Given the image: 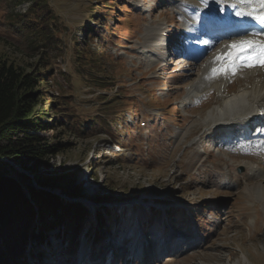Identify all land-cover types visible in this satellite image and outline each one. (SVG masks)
<instances>
[{
    "label": "rangeland",
    "instance_id": "374dc122",
    "mask_svg": "<svg viewBox=\"0 0 264 264\" xmlns=\"http://www.w3.org/2000/svg\"><path fill=\"white\" fill-rule=\"evenodd\" d=\"M182 1L47 0L32 12L33 0H0V65L14 62L34 72L42 56L52 70L49 83L35 88L45 95L38 108L50 120L54 113L46 102L57 101V115L69 113L76 124L85 116L90 121L82 123L84 132L53 124L41 133L65 142L48 164L5 160L16 175L25 173L24 163L44 173L76 171V184L86 195L79 198L86 206L80 230L71 233L67 222L46 230L42 241H30L23 264H57L52 259L58 257L65 264L79 247L81 257L138 207L148 209L138 211L145 222L167 217V210H194L204 232L197 248L148 264H264L262 154L224 149L211 144L213 137L198 141L201 120L221 102L219 91L185 102L200 68L182 59L171 65V57L159 59L155 49L145 47L155 26L173 31L183 26L175 15ZM168 32L164 37L174 35ZM243 84H230L225 93ZM95 195L115 200L106 205L87 198ZM32 246L36 250L29 254Z\"/></svg>",
    "mask_w": 264,
    "mask_h": 264
},
{
    "label": "trees",
    "instance_id": "16d2710c",
    "mask_svg": "<svg viewBox=\"0 0 264 264\" xmlns=\"http://www.w3.org/2000/svg\"><path fill=\"white\" fill-rule=\"evenodd\" d=\"M46 1L33 0L32 12H38V5ZM40 58L34 72H26L14 62L0 65V264H23L30 241L37 238L42 241L43 232L57 225L67 222L71 233L78 232L80 216L86 211L83 203L68 201L46 189L59 187L62 193L71 197L82 194L83 188L76 184V171L35 172L36 182L42 186L37 187L26 173H10L13 167L8 168L9 164L2 159L48 164V158L62 150L65 142L50 141L41 134L44 130L59 124L84 132L82 123H90L84 122L88 119L85 115L86 119L80 124L68 118L69 113L57 115L61 106L57 101L46 102L50 113H54L53 118L47 120L45 109L38 108L45 95H38L35 88L49 83L52 67L48 69V60Z\"/></svg>",
    "mask_w": 264,
    "mask_h": 264
},
{
    "label": "bare ground",
    "instance_id": "6f19581e",
    "mask_svg": "<svg viewBox=\"0 0 264 264\" xmlns=\"http://www.w3.org/2000/svg\"><path fill=\"white\" fill-rule=\"evenodd\" d=\"M189 2L190 1L187 0L180 2V7L177 6L179 9L178 14L193 20L202 18L204 13L211 11V9H216L219 5L215 0H207V6L205 0H201L199 4ZM195 24L196 22L192 23V25ZM211 24L219 30L216 23L212 22ZM235 27H237V24L233 25L232 28ZM178 30L179 32L176 34V37L179 38L183 33V26L178 28ZM166 31H169V34L175 32L173 30H167L163 25H158L150 29L145 36V38H147L145 40V47L155 49L158 52L159 59L163 60L166 58V55L162 53V49H167L170 42L174 40L171 35H169V38L164 37L163 33ZM203 32L205 33V31ZM260 35H264V32L260 33ZM222 42L224 43L223 40L216 38L207 48H204L202 44L193 45L189 43L188 45L189 48H192V51L188 53V57L194 60L192 63L194 64L193 68L199 67L201 71L196 79L194 81L192 80L189 96L185 98V102L191 100L190 98L192 97L201 99L204 97V91H209L213 88H216L221 95L220 104L210 109L201 120L200 124L204 131L199 136L198 141H202L206 138L208 139V137H215V142L216 137L227 138L233 136L237 132L233 131L231 126L236 122H241L248 117H254V119L260 118L264 115V67L257 66L254 68L245 67L239 69V73L234 79L243 81L244 84L233 93L226 94L225 91L230 92L228 88L230 84L228 82L232 77L228 78L226 75L230 73V71H220V69L224 68L225 63H230L227 57L234 51L231 45L236 41L230 42V40H228L227 44H223ZM212 47L214 51H211L208 55L209 49ZM182 53L183 49L181 50V54ZM169 55L170 54H168L167 57ZM217 57L221 59L218 60ZM173 62L177 64L178 62L181 63L180 60ZM213 69H217L215 74L213 73ZM201 92H203V95ZM228 142L235 143L233 140H229ZM252 147L264 152V143L257 144L254 142ZM262 162L264 163L263 159ZM256 167L251 166L253 172L258 171V169H255ZM236 177L238 176H235V178ZM250 189L251 188H247L249 192H251ZM166 210L167 209L162 210V213L164 212L163 214H165ZM167 211V217L162 216L161 218L158 217L155 219L156 216H154L151 221L146 222L144 219L140 218L138 211L137 213L135 212L134 215L127 216L126 218L128 221L123 225L120 224L118 228L114 227L115 232L109 233L108 235L110 236L105 237V242L99 244L98 247L89 249V251L82 254L81 257L80 253L82 250L81 247H79L73 259L68 260L65 264H118L119 261H122V263L124 262V264H129L130 262L136 264L140 261L146 264L148 260L151 261L159 253H165L168 250L169 244L173 243L176 237H185L188 234L192 237L197 236L198 229H195L194 223L191 222L192 218L188 215V212L175 209ZM157 216H161V214ZM114 224L116 226L118 222L115 220ZM106 238H109V247H105ZM179 243L180 241H178V244ZM140 252L141 254H139ZM171 254L175 255L173 252L168 255ZM127 255L128 257L132 256L133 259H126ZM135 255L138 256L137 259H140V261H134L136 259L134 257ZM58 258L52 260H56L58 264Z\"/></svg>",
    "mask_w": 264,
    "mask_h": 264
},
{
    "label": "snow or ice",
    "instance_id": "6c2138e0",
    "mask_svg": "<svg viewBox=\"0 0 264 264\" xmlns=\"http://www.w3.org/2000/svg\"><path fill=\"white\" fill-rule=\"evenodd\" d=\"M217 4H223L224 0H215ZM253 3L259 5V14L253 15V12L256 9H253L251 12L244 11L245 8L251 7ZM207 6V0H205ZM233 9H239L235 11V15L238 17H243L245 15L252 16V18L262 27H264V0H233V3L230 5ZM220 12H224V8L220 7ZM260 33L253 32L252 35L256 36ZM205 45L209 44V41H203ZM231 48L234 50L227 57L230 63L227 66V70L232 74L241 68L248 67H264V41L262 40H252L245 39L239 42H234L231 45ZM217 59H221L217 57ZM220 71H225L224 68H221ZM217 69H213L215 74Z\"/></svg>",
    "mask_w": 264,
    "mask_h": 264
},
{
    "label": "water",
    "instance_id": "95a60500",
    "mask_svg": "<svg viewBox=\"0 0 264 264\" xmlns=\"http://www.w3.org/2000/svg\"><path fill=\"white\" fill-rule=\"evenodd\" d=\"M2 159H4V160H7V161H11L12 163H14L13 161L14 160H10V159H8L7 157H4V158H2ZM29 162V161H28ZM34 162V161H33ZM43 164H45V163H43ZM17 165V164H16ZM20 165H22V164H20ZM19 164H18V166H20ZM35 165H37V166H39V164L37 163V164H35ZM23 166L24 167H22L23 169H24V172L27 174V175H29L30 176V178L32 179V181L34 182V184H37V185H39L37 182H36V179H35V172H37V173H44V172H38L37 170V167H33V166H30V165H27V163H26V165H25V163L23 164ZM31 172V173H30ZM45 173H50V172H45ZM40 186V185H39ZM41 187V186H40ZM46 189H48V190H51L52 192H55V193H57V194H60V195H62V196H64V197H66V198H81V197H86V195L84 196L83 194H85L84 193V190H83V193L82 194H80V195H76V196H73V197H71V196H69L68 194H66V193H62L61 192V189L59 188V187H54V188H51V187H46ZM87 198H89V199H91L92 201H97V202H104V201H107V200H111L112 199V197L111 196H107V195H95V196H93V197H87ZM98 198V199H97Z\"/></svg>",
    "mask_w": 264,
    "mask_h": 264
}]
</instances>
